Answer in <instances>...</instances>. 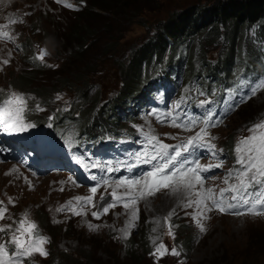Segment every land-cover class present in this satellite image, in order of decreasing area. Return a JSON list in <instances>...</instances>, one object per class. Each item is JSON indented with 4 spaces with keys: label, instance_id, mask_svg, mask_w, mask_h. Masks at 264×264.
<instances>
[{
    "label": "rangeland",
    "instance_id": "374dc122",
    "mask_svg": "<svg viewBox=\"0 0 264 264\" xmlns=\"http://www.w3.org/2000/svg\"><path fill=\"white\" fill-rule=\"evenodd\" d=\"M149 1L152 0H141L140 5L151 7V10L145 11L137 23L126 26L127 31L116 40L118 44L115 51L103 49L106 46V37L105 32L100 31L102 33L96 42L88 51L82 53L77 40L80 42L85 26L97 29L103 27L106 32H110L114 26H119L118 24L122 22L119 19L112 21L111 17L96 18L94 15L91 17H94L95 22L90 17L88 21L83 20L75 17L77 13L70 12L72 7L65 6L84 3L82 11H85L96 0H63L62 3H57V0H0V22L8 18L21 17L23 21L15 27V35L19 39L18 43L28 45L26 50H16L14 45L0 42V65L3 68L0 74V90L26 94L38 92L45 98L52 87L56 88L59 91L56 94L59 98L49 103V110L43 114L44 118H47L52 110L59 106L68 107L78 96L79 87L89 80L88 84L92 87L89 97L79 104L85 112L90 109L91 103L99 101L95 107L96 115L99 114L102 109L107 108L109 100L115 99L121 93L122 65L130 61L136 48L148 41L152 35L150 31L165 22L178 8H185L197 2L158 0L148 6ZM200 1L201 4L206 2ZM128 4L130 6L134 2L128 0ZM103 15L107 16L106 13ZM113 15L116 17L115 10H112L111 16ZM74 30L77 31V37L73 34ZM261 31L254 32L251 28L245 31L248 34L246 46H251L254 54L262 50V53L254 55V62L250 61L249 70L254 71L255 67V71L249 73L245 62L234 63L229 85L222 94L218 86L214 85L212 95L219 103L213 104L210 108L213 101L203 98L201 100L204 102L203 106L200 102L192 114L181 119L192 117L198 121L192 126L195 134L203 127L199 121L205 117L210 116L213 121H220L218 126L208 129L210 135L216 137L211 142L216 146V156L213 157L207 150L204 151L201 157L202 165L220 161L225 146L233 145L231 150L235 154L234 148L239 138L249 135L247 128L264 119V91H259L249 98L250 88L264 80V34ZM39 47L48 49L50 67L42 69V73H34L25 78L24 73L32 66L30 50L33 48L37 51ZM218 50L217 48L216 52L211 54L212 58L217 56ZM4 60H9V63L4 65L2 63ZM88 61L93 63L82 72ZM94 69L96 74L90 73ZM180 91L188 98L187 94L191 88L181 82ZM176 97L177 93L172 99ZM74 120L66 117L63 124ZM73 123L77 124V121ZM142 123L149 128L152 126L148 120H142ZM169 125L171 126V120ZM171 130L172 128L165 126L156 128L155 132ZM149 133L156 136L151 132L146 134L139 132L134 137H128L118 158L106 163H97L94 160L87 163L81 160L83 163L78 164V158L69 148L65 150L72 155L73 168H66L63 163L58 164L61 162L60 159L50 169L48 166L44 169L45 165L38 167L39 172L33 169L37 166L25 167L20 159L16 158L0 163V201L3 202L2 206L7 208L6 218L0 220V227L12 225L15 228V222L27 212L29 219L37 225L39 233L49 240V243L44 245L47 256L36 253L28 264H51L49 260L55 256L61 258L62 252L72 255L71 259H76L75 254L79 252L78 256H82L80 259L85 258L81 264H264V216L220 215L212 210L206 213L207 219L201 220L206 228V231L201 233L196 220L193 219L197 213L195 206L183 207V204L187 203L183 192L173 194L170 189H163L153 197L130 205L127 211L123 207V201H120L107 214H101L99 219L93 218L92 212L98 211L100 195L106 196L115 187L113 183L117 181L114 179L115 175L121 173V179L142 177L157 163L153 161L137 165L135 160L137 152L148 151L151 154L152 148L144 139ZM158 138L160 140V137ZM50 143L55 147L53 139H50ZM159 162L163 163V160ZM109 165L114 169L111 172L108 171ZM13 169L16 171H12ZM66 170H70V173L68 174L69 171ZM104 171L107 176L100 180ZM229 171L232 170L212 169L205 175L206 181L218 193L220 189L226 187L223 181ZM6 173L11 174L5 175ZM69 177L76 183H72ZM104 180H108L109 185H103ZM97 184L101 186L94 197L96 207L88 205L82 210L81 215H75L66 207L67 202L72 201L73 208L81 210L79 203L84 202L78 203L74 198L90 196L89 189ZM204 187L206 188L205 185ZM61 188L64 190L60 191ZM116 190L118 196L128 191L124 187ZM9 198L13 203H9ZM134 209H138V218L133 220L132 226L128 227L126 232L122 231L132 219ZM173 210L175 212L171 220L166 221L165 217ZM169 223L173 225V235L167 234ZM89 224L96 227V230H89ZM10 235L11 232L0 233V242L7 240ZM159 244L170 249L169 253L165 254L163 250L156 252ZM173 248L179 255L171 254Z\"/></svg>",
    "mask_w": 264,
    "mask_h": 264
},
{
    "label": "snow or ice",
    "instance_id": "6c2138e0",
    "mask_svg": "<svg viewBox=\"0 0 264 264\" xmlns=\"http://www.w3.org/2000/svg\"><path fill=\"white\" fill-rule=\"evenodd\" d=\"M63 0H57V3H62ZM66 7H72L66 4ZM15 23L16 21H10ZM5 26L0 25V28ZM0 38L11 39L7 33L0 32ZM11 56V53H9ZM38 59L43 58V53ZM4 65L9 63V60L2 61ZM259 91H264V80L259 81L250 88L251 98L255 96ZM4 92V90H0ZM204 102H201L203 106ZM39 107V106H37ZM179 107V104L177 105ZM42 110V109H40ZM28 111L27 98L22 94L16 92L8 93L2 100H0V125L5 126L12 132H23L34 127V125L27 123L24 119V113ZM155 115V114H153ZM51 119V117L49 118ZM159 123H165V120H171V126L180 127L185 131H191L192 126L196 125L198 121L195 118L188 117L185 120H181L179 115L172 116L167 114L164 119L156 116ZM203 124L200 130L196 132L194 136H190L187 142L179 146L173 155L168 154V145L162 144L159 138L152 134L145 135L144 139L149 143L152 148L151 154L148 151L135 153V160L137 165L141 163H151L156 161L151 171L144 174L140 179H120L113 182L115 187L110 193L112 200L108 203L105 201V195L101 194L99 200L101 201V208L97 212H92L94 219H99L101 214H107L111 208L116 207L117 202L123 201V207L127 211L130 205H136L140 200H146L149 197H153L161 189H170L173 194L183 192L187 203L183 204V207L189 208L195 206L197 209L196 215L193 217L197 222V226L201 233L206 231V228L201 220L207 219L206 213L215 209L221 214L233 215V216H245L251 215L253 217L264 216V119L253 123L247 128L248 136H242L239 138L235 145V159L236 164L239 166L232 171H229L228 175L224 178L225 188H222L217 193L212 188H205V177L202 176L203 172L211 171L213 167H222V162H216L214 164L202 165L200 158L196 157L193 160L188 161L192 166L184 168L183 164L176 171L168 172V168L172 165L178 157H181L183 149L184 152L193 151L198 148H205L213 157L216 156V146L211 143V140L216 139L212 137L208 131L210 127H216L220 121H213L211 117H205L202 121ZM142 131V130H139ZM71 147V144H69ZM195 156V152L193 151ZM166 158V159H165ZM163 160V163L159 161ZM78 164H82L81 160H77ZM96 165H93L95 167ZM131 167V165H129ZM114 169L109 165L108 171L111 172ZM12 171H16L13 169ZM6 173L5 175H10ZM95 179V177H93ZM72 183H76L69 177ZM231 181H235L232 183ZM63 183V182H61ZM103 185H109L108 180L103 181ZM199 185V188H197ZM101 185L97 184L89 189L91 195L87 197L78 196L75 197V201L84 202L79 203L81 210H76L72 206V201H68L66 207L72 210L75 215H81L82 210L91 205L96 207L94 203V197L96 196L98 189ZM127 188L128 191L122 196L117 195L118 188ZM64 189L61 188L60 191ZM195 197V199H193ZM9 203H13L9 198ZM3 202L0 201V220L6 218L5 213L7 208L3 207ZM14 206V205H13ZM235 209V211L233 210ZM60 209H58L59 211ZM175 210L170 212L166 221H170ZM138 218V209H134L132 212V219H130L124 230L132 226L133 220ZM16 223V227L12 225L7 227H0V233L11 232L7 240L0 242V264H28L30 258L38 253L41 256H47V251L44 247L49 240L47 237L41 235L38 231L37 225L29 219V214L25 212L20 220ZM89 230L95 231L96 227L92 224L88 225ZM173 225L168 224V235L172 233ZM155 231V229H154ZM167 253V248L163 244H159L156 248V252ZM172 255H179L175 248L171 251ZM155 255V253H153Z\"/></svg>",
    "mask_w": 264,
    "mask_h": 264
},
{
    "label": "trees",
    "instance_id": "16d2710c",
    "mask_svg": "<svg viewBox=\"0 0 264 264\" xmlns=\"http://www.w3.org/2000/svg\"><path fill=\"white\" fill-rule=\"evenodd\" d=\"M130 1L134 4L129 6L128 0L120 2L96 0L85 11L75 14L76 18L87 21L90 20L89 17L92 20L94 17H111L110 20L112 21H114L113 19L122 21L118 24L119 26H114L110 32H106L103 27L97 29L96 27L85 26L82 37H79L80 42L77 40V45H80V52L83 53V51L90 49L102 33L100 31H104L106 37V46L103 49L110 52L115 51L118 44L116 40L127 31L126 26L137 23L145 11L151 10V7L141 6V0ZM156 1L158 0L149 1L148 6ZM112 10H115L116 17L111 16ZM103 13H106L107 16ZM91 15H94V17H91ZM93 22L95 21L93 20ZM258 24L261 25V32L264 34V0H206L204 4L197 0L196 3L193 2L185 8H178L165 22L160 23L155 30L150 31L152 35H150L148 41L136 48L130 61L122 65V91L118 97L107 102L106 109H102L99 114L97 113V122L112 121L116 125L114 128H120L122 119L118 114L119 108L125 107L128 99L131 100L142 91L141 84L145 83L143 79H149L158 73L159 65L163 69H167L172 66V63H177L178 59H175V55L181 47L187 48L190 54L188 60L189 70L186 73L196 77L201 74L222 73L224 76L229 75L235 57H242L245 50L249 59L257 54H254L251 46H246L248 34L245 31ZM73 34L77 37V31L74 30ZM27 48L28 45L25 44V49ZM217 48L219 49V56L216 60H213L210 55L216 52ZM90 63L93 62H86L81 71L85 72ZM144 63L153 71L148 78L143 77ZM95 65L97 66L96 62ZM29 68L30 70L24 73L25 78H29L34 73H42L34 66ZM90 73L96 74V70L94 69ZM68 80L70 79L68 78ZM88 81H85L83 86L78 89L77 100L80 103L87 100L92 89ZM56 92L59 91L52 87L45 98L38 92H34V94L36 98L48 100L49 103ZM97 102L91 103L90 109L85 112L82 105L79 106V110L82 108L80 111L73 107L74 115L84 112L82 117H78L83 127H86L93 116ZM42 118H37L36 122H39L38 120ZM42 120L43 122L46 121L45 119ZM78 254L79 252L75 254L77 255L76 259H71L72 255L62 252L60 254L61 258L55 256L49 262L51 264H68L66 262L68 261L69 264H81L80 262L85 258L83 257L81 260L82 256L79 257Z\"/></svg>",
    "mask_w": 264,
    "mask_h": 264
},
{
    "label": "bare ground",
    "instance_id": "6f19581e",
    "mask_svg": "<svg viewBox=\"0 0 264 264\" xmlns=\"http://www.w3.org/2000/svg\"><path fill=\"white\" fill-rule=\"evenodd\" d=\"M94 92V91H93ZM28 94H30V95H33L34 93H28ZM77 121V124H76V128H78L80 125H81V122H79V120H76ZM176 198V197H175Z\"/></svg>",
    "mask_w": 264,
    "mask_h": 264
},
{
    "label": "water",
    "instance_id": "95a60500",
    "mask_svg": "<svg viewBox=\"0 0 264 264\" xmlns=\"http://www.w3.org/2000/svg\"><path fill=\"white\" fill-rule=\"evenodd\" d=\"M109 200H110V199H109V197H108V196H106V197H105V201H104L103 203H108V202H109ZM100 208H101V204H100Z\"/></svg>",
    "mask_w": 264,
    "mask_h": 264
}]
</instances>
